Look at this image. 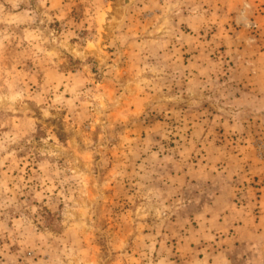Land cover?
Returning a JSON list of instances; mask_svg holds the SVG:
<instances>
[{
	"label": "rangeland",
	"instance_id": "374dc122",
	"mask_svg": "<svg viewBox=\"0 0 264 264\" xmlns=\"http://www.w3.org/2000/svg\"><path fill=\"white\" fill-rule=\"evenodd\" d=\"M240 158L264 160L260 0H0V264H264L208 212Z\"/></svg>",
	"mask_w": 264,
	"mask_h": 264
},
{
	"label": "crops",
	"instance_id": "0c3cea01",
	"mask_svg": "<svg viewBox=\"0 0 264 264\" xmlns=\"http://www.w3.org/2000/svg\"><path fill=\"white\" fill-rule=\"evenodd\" d=\"M260 1L264 3V0ZM208 149L209 147L207 148V152ZM217 150L219 151V148H217ZM243 160L240 158L239 167L241 171L239 175H237L236 182L232 184L233 199H231V201L233 204L227 207L228 212L222 210L225 197L223 189L216 191L214 194L215 203H221V207L218 206L216 209L214 207L213 211L208 210L210 216L213 218L223 219L219 228L227 232L233 230L234 238L238 241L245 240L243 237L253 236L257 233L264 234V160H259L257 158L253 159L252 163H244L245 159ZM201 164L202 166L195 171V173L199 172V174L196 175L194 179L203 180L205 177L212 176L213 181H220V179H213L216 176L212 171L216 170V166L218 168L223 167V164H215L207 160V158L205 161H202ZM192 168L194 169V166ZM192 174L193 173H190V176ZM253 183H255V185ZM222 185L223 184H221L219 188Z\"/></svg>",
	"mask_w": 264,
	"mask_h": 264
}]
</instances>
